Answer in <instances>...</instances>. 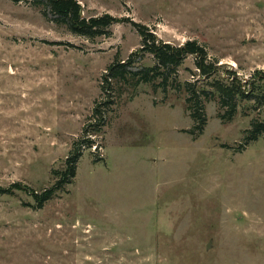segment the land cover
Instances as JSON below:
<instances>
[{"label": "rangeland", "instance_id": "374dc122", "mask_svg": "<svg viewBox=\"0 0 264 264\" xmlns=\"http://www.w3.org/2000/svg\"><path fill=\"white\" fill-rule=\"evenodd\" d=\"M75 1L85 19H128L172 47L195 41L217 71L205 80L187 58L166 90L107 87L116 59L155 66L130 24L88 41L0 0V190L50 191L86 129L92 143L40 210L29 192L0 196V264H264V141L243 146L264 121V0ZM226 71L246 97L227 121L214 94L194 139L183 86L213 93Z\"/></svg>", "mask_w": 264, "mask_h": 264}, {"label": "trees", "instance_id": "16d2710c", "mask_svg": "<svg viewBox=\"0 0 264 264\" xmlns=\"http://www.w3.org/2000/svg\"><path fill=\"white\" fill-rule=\"evenodd\" d=\"M14 3H29L35 8H41L45 18H50V21L57 26L66 28L70 34L87 39L88 41H94L100 38L110 39L112 33L110 29L112 26L123 23L130 24L135 30L139 38L141 39L142 54H148L153 57L155 66L151 69L136 68L134 66L138 64L136 56L131 55L129 59L121 64L117 59L107 69L106 74L103 76V84L107 87L111 82L118 84H130L133 83V88L140 85H153L156 88H162L166 90L173 87L171 82L172 78L178 76V71L182 67L187 58H193L195 62L196 70L201 78L210 80L216 74V65L208 63V57L206 51L198 45L195 41H188L182 47H172L168 44H164L153 36L147 27L135 24L128 19H115L108 15L102 17H95L85 19L81 16L82 10L79 3L75 0H11ZM226 78L220 81H212L210 84L211 92L200 91L197 92L194 85L185 84L183 90L185 91L186 98V110L194 123L193 130L188 133L194 139H197L202 135L207 125V117L205 114V105L213 100L214 94H217L220 98L221 106L223 105L228 109L226 115L220 117L222 120L231 121L236 113V98L238 96L246 97L243 92V86L238 80L237 76L230 71L225 72ZM259 82L264 81V75L259 74ZM158 81V85H154ZM181 86H177V89H173L177 92H181ZM106 93V90L103 88ZM259 102L264 105V95L260 98ZM107 105V104H106ZM94 125H92L91 132L98 134L101 127L102 115L95 109L92 115ZM90 133L87 129L84 131V139L73 145L74 153L66 162V169L60 174L58 181L53 189L48 192H44L41 195H37L27 188H22L20 185H13L9 190H0V196H11L14 191L29 192L33 197L35 203L40 210L43 205L49 202L56 192L63 190L66 186H69L76 177L77 165L81 158L82 150H90L92 143L86 136ZM244 144L248 145L253 142H257L259 139L264 141V121H254L251 124V129L246 132ZM59 174H53V177H58Z\"/></svg>", "mask_w": 264, "mask_h": 264}]
</instances>
